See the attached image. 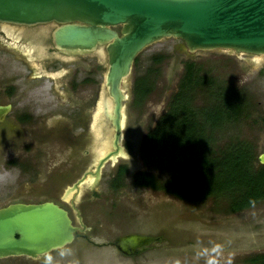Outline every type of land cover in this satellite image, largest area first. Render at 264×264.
<instances>
[{"label":"rangeland","instance_id":"rangeland-1","mask_svg":"<svg viewBox=\"0 0 264 264\" xmlns=\"http://www.w3.org/2000/svg\"><path fill=\"white\" fill-rule=\"evenodd\" d=\"M6 33L8 35V31ZM8 37L13 39L12 35ZM17 41H22V38L18 36L15 39ZM10 42L14 43L12 40ZM181 42L167 39L145 50L137 58L126 84L129 100L125 102L127 120L124 141L129 158L119 161V165L128 167L126 186L120 190L111 188L110 181L118 163L107 165L106 175L95 193L85 188L84 198L79 205L86 212L87 224L94 229L92 240L96 242H115L119 236L128 233L159 237L160 240L135 259L136 262L129 261L111 247H104L102 250L91 247L90 255H87V250H83L73 256L74 260L66 263V256L69 257L70 253L76 254L74 248H78L75 245L64 253H56L53 263L50 264H249L248 258L264 254V201L240 213L229 214L223 200L186 202L163 191L141 188L134 184L133 176L138 172L152 173L162 182L168 181L173 175L169 168L146 163L141 155V145L148 131L167 112L169 101L178 90L188 60L196 62L202 73L214 78L218 84L235 87L249 96L248 117L218 131L217 144L222 147L232 139L247 142L254 147L258 166L262 164L260 157L264 155V58L257 55L238 57L224 51L198 52L190 57L187 49H183L185 46L179 48L181 52L176 50V45H182ZM159 54L168 58L158 66L160 73L155 78L154 89L144 102H136L133 93L134 79L142 76L151 66V56ZM44 65L50 74L63 68L50 61L42 62L36 67L42 68ZM66 69L73 71L74 67L67 66ZM20 73L28 75V71L14 58V52L0 46V95L5 88L12 85L11 80ZM23 80L24 78L20 81L22 90L26 88ZM32 82L34 81H30V84ZM65 85L70 87V79L63 78L61 74L57 82L58 89L63 90ZM50 87L51 83L47 82L44 90H35L33 99L43 105L47 113L56 109L55 119H63L65 125L71 127L73 119L66 117L64 105L54 107L59 104L49 93ZM67 95L66 93L64 101L70 98L75 101L80 99L77 92ZM193 104L196 107L202 106L205 104L204 98L200 95ZM26 127L34 133H24L20 141L6 145L4 151L2 150L5 156L0 154V206L17 201L38 203L60 199L66 188V184L60 181L63 174L91 164L87 149L90 143L77 147L78 154L76 149L56 141L57 139L46 140L43 126L38 122L23 126ZM8 157L26 159L27 162L31 161V166L7 168L4 163ZM80 247L83 248V245ZM43 262H28L24 258L0 260V264H45Z\"/></svg>","mask_w":264,"mask_h":264},{"label":"water","instance_id":"water-1","mask_svg":"<svg viewBox=\"0 0 264 264\" xmlns=\"http://www.w3.org/2000/svg\"><path fill=\"white\" fill-rule=\"evenodd\" d=\"M0 23L55 25L52 36L58 49L108 60L93 126L94 135L101 133L95 136V172H87L65 199L74 191L82 194L91 178L96 187L109 163L129 158L123 145L129 100L125 87L137 58L149 47L175 39L190 54L224 51L264 58V0H0ZM8 109L0 107V117ZM260 162L264 164V155ZM78 219L80 227L67 210L51 201L0 208V260H40L65 249L86 228L79 213ZM156 241L127 234L115 246L124 256H133Z\"/></svg>","mask_w":264,"mask_h":264},{"label":"trees","instance_id":"trees-1","mask_svg":"<svg viewBox=\"0 0 264 264\" xmlns=\"http://www.w3.org/2000/svg\"><path fill=\"white\" fill-rule=\"evenodd\" d=\"M168 57L151 56L152 64L137 77L133 93L136 102L152 93L160 66ZM178 90L169 101L167 112L148 131L141 145L146 163L173 171L160 181L154 174L138 172L134 184L163 191L186 202L223 200L226 212L236 214L264 201V164L256 163L254 147L236 139L219 147L217 133L248 117L249 96L235 87H225L202 73L194 61H187ZM200 95L205 104L193 103ZM128 167L121 165L110 181L113 190L126 186ZM249 264H264V254L248 258Z\"/></svg>","mask_w":264,"mask_h":264},{"label":"flooded vegetation","instance_id":"flooded-vegetation-1","mask_svg":"<svg viewBox=\"0 0 264 264\" xmlns=\"http://www.w3.org/2000/svg\"><path fill=\"white\" fill-rule=\"evenodd\" d=\"M3 27L7 28V30ZM56 28L57 27H55V25L48 24L35 26H18L0 23V46L12 50L14 52V58L28 71V75L24 76L22 75V73H20L19 75H17L16 78H13L11 80L12 85H9L1 92L0 107L10 106V109H8V111L3 113V115L0 117V154H2V150L6 148V145H8V143L15 144L17 141H20L24 133L33 134L34 132L29 127L23 128V126H29L31 123L34 125L36 124V122L43 126L45 134L44 138L46 140H52V138L53 140L57 139L56 141H61L65 145H68V147L71 146L72 149H76L78 154V148L80 146L82 147L85 144L90 143V147L87 149L88 154L90 155L91 164L88 167L86 166L82 169H79L77 167V170L71 169L69 170V172L64 173L62 176V180L60 181L66 184V188L61 194L60 199H49L43 201L54 202L55 204L67 210L75 226L78 227H80L78 219L79 213V217H81L82 222L86 226V228H81L82 231H79L74 243L66 247L65 249L53 252L47 255L45 259L42 258L40 260H32L24 258V260L34 263L44 261L43 263L50 264L53 261V256L57 255L56 253H64L68 248L71 249V247H74L75 245L78 248H74L76 254L74 253V251H72L74 254L71 255L70 253L69 257H62L66 259V263L69 260H74L73 256L77 255L78 253H81L83 250H87V255H90L91 247L100 248L101 250L104 249V247H111L112 249H114L113 251H116L120 255L124 256V254H122L115 246V242L121 236H119L115 242H107L105 244L92 240V232L94 231V229L87 224L86 212H84L83 208L79 206L80 200L84 198L85 189L82 194H79V196H77V192L74 191L73 193H71L68 199H65L69 189L74 188V186L77 185L78 181L81 180L87 172H95V165L97 163V142L95 139L93 126L96 119V114L98 113L97 108H99V102H101L102 99L105 73L108 67V60L107 58H102L101 55L90 53L74 54L67 53L58 49L54 43L52 36ZM114 29L120 34L121 27H117ZM5 30L8 31V35L13 36V39H10V37H8ZM18 36L22 38V41L15 42V39L18 38ZM11 40L15 44L11 43ZM181 44L182 45H176L177 51L181 52L182 50L179 48L185 46L183 42H181ZM185 48L186 46L183 47V49ZM187 50L186 52L188 56L191 57V55L193 54H190ZM45 61H50L52 63L54 62L56 64H59L64 69L62 68L61 71H56V73L50 74L47 69V66L44 65L42 66V68L36 67L37 65H40L42 62ZM67 66L70 68L74 67V70L72 71L71 69H66ZM61 74H63V78L67 77L70 79V87H68V85H65L63 86V90L60 91L58 89L57 82L60 80ZM22 78H24L23 83L24 85H26V88L23 90L21 89L20 84ZM30 81L34 82L30 84ZM47 82L51 83V87L48 89L49 93L52 95V97H55L57 104H59L54 107L58 108L60 107V105H64L65 111L67 112L66 117L69 116L73 119L71 127H67L63 119H55V117H57L56 109H51V111L47 113L44 109L45 107L39 104L35 99H33V93H35L34 91L44 90L46 88ZM76 92L79 93L80 99H76V101L71 98V100L69 99L68 101L63 100L66 98V93L68 94L67 96H69V94L71 96V94L74 95V93L76 94ZM66 108H68V110H66ZM52 119L53 121H51ZM56 122L57 124H55ZM123 145L126 151H128L125 145V141H123ZM13 150H15V148ZM2 155L5 156V153L3 152ZM8 156L10 155L8 154ZM8 158L9 159H7V162L4 163L5 165H7V168L20 167L22 165L31 166V161L27 162L26 159L24 160L23 158ZM108 165H110V163ZM116 166V172L112 176L111 180L115 178L118 172V168L119 166H121V164L119 165L118 162ZM105 169L102 172V178L106 175ZM93 181L91 180L90 184H87L85 188H87L89 192L94 191L93 193H95V189L99 187L100 182L97 184L96 187L93 188ZM43 202H38L34 204H39ZM13 203L29 202L17 201ZM5 206L7 205L0 206V208ZM156 238H158V241L160 240L159 237ZM154 243L138 250L137 254L133 256L125 255L124 258L126 257L129 259V261L132 260V262H136L135 259L146 253L147 250ZM82 245L83 248L80 247ZM91 262L92 259H90V263Z\"/></svg>","mask_w":264,"mask_h":264},{"label":"bare ground","instance_id":"bare-ground-1","mask_svg":"<svg viewBox=\"0 0 264 264\" xmlns=\"http://www.w3.org/2000/svg\"><path fill=\"white\" fill-rule=\"evenodd\" d=\"M98 109V108H97ZM97 115V114H96ZM97 131V130H96ZM95 136H96V138L97 137H99V136H101V133H98V131L95 133ZM91 180L93 181V178H91V179H89L88 181H89V183H87V184H90V182H91ZM92 185H94V181L92 182Z\"/></svg>","mask_w":264,"mask_h":264}]
</instances>
